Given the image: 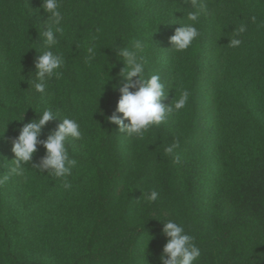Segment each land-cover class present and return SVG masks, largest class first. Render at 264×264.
<instances>
[{"label":"trees","instance_id":"trees-1","mask_svg":"<svg viewBox=\"0 0 264 264\" xmlns=\"http://www.w3.org/2000/svg\"><path fill=\"white\" fill-rule=\"evenodd\" d=\"M142 1L110 0L108 6L95 7L90 11L80 0H59L64 14L63 32L57 34L59 43L54 50L63 56L64 61H74L72 52L75 58L76 52L83 51L82 46L87 38L97 31H104L105 48L95 60L105 62L106 92L104 95L97 93L95 97L89 96L88 101H85L89 105L85 108H72L69 116L76 120L80 117L89 120L88 117H92L97 133L95 141L100 145L106 142L107 150L108 144L109 148L112 145L111 126L105 117L110 116L113 98L123 85V77L120 76L124 68L123 58H118V52L123 48L128 33L125 24L128 20L130 22L136 19L131 14L148 10L141 6ZM41 2L42 0H0V47L3 51L0 57L6 59L0 61V80L10 85L13 79L21 80V96L28 102L23 112L17 102L0 97V125L6 122L0 129V141L8 131L11 135L15 131L18 133L16 122L23 121L22 124H25L36 120L46 107H52L56 111L48 95L27 92V80L34 79L36 73L31 75L25 62L37 61L44 50L39 32L43 28L46 14L41 8ZM166 2L158 0L152 10L162 7ZM188 2L191 4V0ZM200 2L206 7L204 15L207 17L201 26L203 29L206 27L212 38L217 39V48L212 49V53L220 66L215 72L210 93L213 125L218 139L214 155L208 158L212 159L214 167L210 177L208 174L202 175V171L196 167L188 178L189 182L185 187L188 191L183 192V204H180L181 197L173 192V199L177 202L173 211L161 210L156 201L148 202L147 211L142 217L129 223L123 215L125 209L114 212L115 184L120 177L119 169L109 158L108 163L90 161L84 151L80 154L74 149L75 140L68 141L70 158L80 163L90 162L96 179L93 181L90 200L80 214L78 231L68 236V241L74 240L76 234L82 236V247L71 246L70 259L64 264H162V257L167 258L163 254L168 239L163 233V224L167 220L181 224L186 233L193 237V242L201 253L194 264H264V0ZM182 13L185 12L174 15V23L183 17ZM253 13L256 14L254 21ZM90 16L94 21L91 25ZM241 24L247 26V31L238 37L241 40L240 46H228L234 30L239 29ZM171 64L174 73L175 61H171ZM70 75L73 83L75 73ZM64 79H52L54 92L63 91ZM61 94L58 93L59 96ZM188 104L191 114L194 113L196 106L193 94L189 96ZM172 119L173 115H170L167 123ZM54 122L55 118L47 122L41 130L39 140H45L48 133L58 127ZM165 123L157 125L161 128L158 136L164 138L158 151L155 143L159 139L155 141L148 137L144 143L146 155L151 160H158L160 152L166 153V147L181 142V137L177 138L180 128L172 123L170 129ZM175 139L177 140L174 141ZM4 144L6 149L0 152V166L7 163L12 167V142L6 139ZM154 151L158 155H154ZM42 155H45V150L38 144L33 156ZM205 163L208 173L210 167L206 160ZM178 167L179 163H174L172 172H169L170 177L175 173V189L181 186V176L175 172ZM48 176L49 174H42L27 164L22 175H15L16 183L21 186L20 194L31 195L40 193L41 188H48L49 184L40 182ZM211 182L213 185L205 189V185L208 186ZM52 185L56 189H62L63 193L74 194L69 200L73 199L70 206L76 205L77 210L79 209L82 203L79 196L83 194L76 189L77 183L65 188L64 180L58 178ZM1 223L0 221V232L7 231V226H2ZM142 233H147L148 239L144 250L138 254L135 252L134 258L133 248ZM3 240L5 250L16 263L11 239L4 234ZM21 264L54 263L32 260Z\"/></svg>","mask_w":264,"mask_h":264},{"label":"rangeland","instance_id":"rangeland-1","mask_svg":"<svg viewBox=\"0 0 264 264\" xmlns=\"http://www.w3.org/2000/svg\"><path fill=\"white\" fill-rule=\"evenodd\" d=\"M166 1L162 7L152 10L158 0H143L141 6L148 10L137 14L130 13L136 19L130 22L128 20L125 24L128 33L125 37L123 48L131 47L132 43L137 39L143 42L144 49L141 55L145 62V76L160 75L166 91V98L163 103H170L172 99H176L185 90L189 92V96L193 94L195 97L196 110L194 113L191 114L187 102L185 107L179 110L178 113H176L177 111L174 112L176 115L174 113L171 114L173 115L172 120H169L168 123L165 121L170 129L172 128V123L180 128L177 138L181 137V142L173 144L178 145L175 151L181 157L179 167L175 171L181 176L179 180L181 186L178 189L173 188L175 173H172L170 177L169 172H172L174 162L169 154L160 152L158 160H151L146 155L147 151L144 148V143L148 137L155 141L159 139L155 143L157 151L162 147L161 144L164 138L158 136L161 129L159 126L150 127L145 132L143 139H130L120 133L115 124L109 123L111 126L110 141L112 145L109 148L108 144L107 150L106 142L100 145L95 141L94 137L97 133L92 117H88L89 120L85 117H80L77 120L81 124L84 136L82 140H75L74 149L79 151L80 154L84 151L85 155L89 156L90 161L108 163L109 158L119 169L118 174L120 173V177L117 178L115 184L114 212L118 213L125 209V214L123 215L129 223L140 219L144 212L147 211L148 201L144 195L146 192L153 189L156 190L159 193L156 202L159 203L160 209L173 211L177 205V202L175 203L173 199V192L179 198L181 197L180 204H183L184 201L182 199L185 197L183 192L185 190V192L188 191L185 187H187L188 178L192 176L194 169L197 167V169L202 171V175L206 176L208 174V177H210V173L214 169L212 159L209 160L208 158L214 155L218 140L216 139L217 131L213 125V104L210 94L211 85L214 84L215 72L220 67L215 62L217 58L212 53V49L217 48L215 46L217 39L212 38L206 27L202 28L201 23L206 21L207 18L203 13L197 24L200 36L193 41L192 45L183 52H175L170 49L169 38L180 24L189 23L187 13L192 11V9L188 0H176V3L172 2L173 0ZM80 2L84 7L88 6L89 10L93 11L95 7L108 6L110 0H80ZM180 12L185 13H182L183 17H180L176 24L174 23V15ZM255 16L256 14L253 13L252 17ZM92 19L93 17L90 16L89 25L94 23ZM1 41L0 37V44ZM90 46L95 47L97 58L105 48L103 30L97 31L87 38L82 46L83 51L76 52L75 58L72 52L74 61H64L58 76L65 78L62 92H54L51 86L52 80L50 81L51 96L48 97L61 117L69 116V111H72V108L87 107L89 102L85 104V101H88L89 96L95 97L97 93L104 95L106 92L107 87L104 81L106 78L105 62L98 59H94L91 63L84 61L88 55L87 48ZM1 53L3 51L0 47ZM0 61H6V59L0 57ZM171 61H175L174 73ZM35 63L36 61L25 62L30 69L29 73L31 75L36 73ZM20 65L18 66L20 67ZM73 73H75L76 77L72 83L70 74ZM135 79L133 78V80ZM31 80L33 79L27 80V92H31ZM19 83H21L19 79H13L11 85L6 83V81L0 80V97L4 100L9 98L17 102L19 109L25 112L28 102L21 96V85ZM124 84L125 80L123 79L122 87ZM130 91H134V89H130ZM58 93H62L61 96ZM63 93H65L64 97ZM66 95H68V98ZM119 98L120 91L113 98L110 116L115 113ZM77 99L79 100L77 101ZM117 115L121 114L117 113ZM22 122H16L18 133L23 126ZM60 122L59 118H55L54 123L59 125ZM5 124L6 122L4 121L0 125V129ZM18 133L15 131L11 135V132L8 131L4 135V139L0 141V152L6 149L4 144L6 139L12 142ZM157 151H154L155 154H153L158 155ZM148 154L150 153L148 152ZM42 156H33L29 164L39 163ZM205 160L210 167L208 173H206L208 169ZM6 164L3 163L0 166V174L8 175V179L3 184H0V219H2L0 221L2 226H7V231L0 232V260L2 261L0 264H21L32 260L41 263H66L65 261L70 259L71 246L80 248L83 244L82 236L76 234V238L72 241H68V236H72L75 234L74 231H78L80 214L90 200L89 195L93 192V181H95L96 175L91 163H80L77 161L76 166L72 170V175L66 178L71 185L77 183L76 189L83 194L79 196V200L82 203L78 210L76 205L70 206L73 199L69 200L74 194L63 193L60 188L56 189L52 182L58 178L50 174L40 180L44 185H50L46 188L48 190L41 188L40 193L25 196L20 194L21 186L16 183L15 175L8 173V169L11 166ZM212 185L213 182L208 186L206 184L205 189L210 188ZM4 234H7L13 243L16 263L11 260L8 251L5 250ZM146 236L147 233H142L138 237L139 240L135 243V248H133L134 258L135 252L138 254L144 250L148 239ZM102 264H108V262H102Z\"/></svg>","mask_w":264,"mask_h":264},{"label":"clouds","instance_id":"clouds-1","mask_svg":"<svg viewBox=\"0 0 264 264\" xmlns=\"http://www.w3.org/2000/svg\"><path fill=\"white\" fill-rule=\"evenodd\" d=\"M190 7L192 11L187 13L189 23H179L180 26L169 38L170 49L175 52L185 51L200 36L197 24L200 16L206 11V7L200 0H191ZM41 8L46 14L43 28L39 32L44 50L35 63L36 75L30 81V88L33 94L51 96L50 81L60 75V69L64 65L63 56L54 50L59 43L57 34L63 32L64 14L59 0H42ZM252 20L254 21L255 17H252ZM246 31L247 26L241 24L239 29L234 30L228 46L239 47L241 40L238 37ZM143 49V42L137 39L131 47L119 50L118 58H123L124 62L120 76L125 80V84L119 89L120 98L115 113L105 117L108 123L115 124L119 132L130 139H143L150 127L165 122L174 111L183 109L189 99V92L185 90L170 103H163L166 98L165 85L158 74L145 76V62L141 55ZM87 52L85 60L91 63L96 57V49L90 46ZM133 78L136 79L133 80ZM54 118H59L61 121L58 127L50 132L45 140H39L43 127ZM83 136L81 124L76 119L68 115L61 117L58 111H54L52 107H46L40 112L38 119L23 124L18 135L12 140L11 151L14 159L11 161L12 167L8 169V173L22 175L25 166L32 161L39 144L45 150V155L39 163L33 164L32 168L40 173L46 172L47 175L63 179V186L70 188L71 185L66 178L72 175L77 161L70 158L67 144L69 140H82ZM177 147V144H172L165 148V152L173 158L174 163H179L181 159L175 151ZM7 179L8 175L0 174V184ZM144 195L148 202H155L159 193L153 189ZM163 233L168 239L163 248V254L167 258L162 257V264H194L200 257V249L181 224L174 220H167L163 224Z\"/></svg>","mask_w":264,"mask_h":264}]
</instances>
